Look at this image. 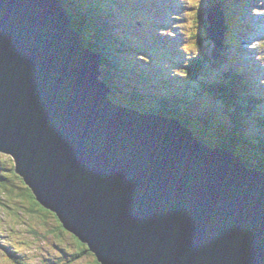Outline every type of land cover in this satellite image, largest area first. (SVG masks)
<instances>
[{
	"label": "water",
	"instance_id": "water-1",
	"mask_svg": "<svg viewBox=\"0 0 264 264\" xmlns=\"http://www.w3.org/2000/svg\"><path fill=\"white\" fill-rule=\"evenodd\" d=\"M0 154L95 264H264V171L111 102L61 0H0Z\"/></svg>",
	"mask_w": 264,
	"mask_h": 264
},
{
	"label": "trees",
	"instance_id": "trees-1",
	"mask_svg": "<svg viewBox=\"0 0 264 264\" xmlns=\"http://www.w3.org/2000/svg\"><path fill=\"white\" fill-rule=\"evenodd\" d=\"M61 2L68 11L74 28L83 36L87 48L100 56L101 71L104 74L102 79L113 87L118 86L119 95L116 98L119 102L126 104L129 98L136 100L140 106L147 107L146 103L139 101H142V95L153 93L154 98L149 99L150 109L158 117L178 120L190 127L207 145L231 150L248 168L264 171V93L252 82L247 81L239 66L232 68L227 57L219 56L220 52L218 54L214 52L212 64L215 65L216 70L213 72L216 74L212 78L206 77L207 81L187 78L188 80L175 85L170 80L171 77L178 80L183 78L163 74V77L158 79L159 84H152L149 81L151 76L145 74L144 78L139 69L142 62L139 61L140 53L137 49L143 47V42L133 37L134 30L131 29L130 23H126V30L125 26L121 28L119 15L115 9L120 4L119 0H61ZM227 15V19H230L231 12L227 11ZM206 26L204 13L193 19L190 36L192 46L200 49L198 45L205 42ZM225 47L224 44L221 49ZM200 53L190 59V69L187 73L191 77H194V74L198 75V71H203L200 69L205 68L202 60L207 61L210 57L209 53H202V50ZM248 75L255 78L253 73ZM205 90L210 92L208 93L210 99L204 93ZM162 91L164 96H160ZM160 97L165 100H159ZM205 105L210 111L206 112ZM0 193L21 198L23 203H27L22 213L41 215L40 219L45 223L49 222L53 228L52 232L58 236L67 232L55 213L39 205L22 178L14 172L13 160L3 154H0ZM16 212L19 216L20 211ZM69 236L73 238L77 251L67 254L70 255L68 261L73 262L91 254L77 238L70 233ZM63 253L66 254L65 251ZM54 262L43 264L58 263ZM96 264L99 263L96 261Z\"/></svg>",
	"mask_w": 264,
	"mask_h": 264
},
{
	"label": "rangeland",
	"instance_id": "rangeland-1",
	"mask_svg": "<svg viewBox=\"0 0 264 264\" xmlns=\"http://www.w3.org/2000/svg\"><path fill=\"white\" fill-rule=\"evenodd\" d=\"M151 2L156 5L157 10L143 11L139 14V24H137V28L135 29L136 32L133 37L143 42L142 46L144 48L142 47L140 52L142 56L139 61L142 62L145 69L149 72L148 77L151 76L150 74L153 75L149 81L152 84H159L160 80L158 79L159 77H163V74H179V77L180 75H184L182 71H178L179 69L175 67L171 68L170 65V67L164 65L183 63L186 58L193 56L195 52V50L189 49L187 53H181L177 49L178 45L175 46V42H169V40L175 39L176 34H178L180 38L184 39V43L186 44V27L183 29V26H186V24H183V19L174 22L163 20L165 16L162 15L165 13V7L173 11L166 17L168 19L183 15V18L186 16L190 18L192 16H188L186 0H151ZM182 2H185V8L182 15H180L177 6L181 5ZM193 2L198 3V0H193ZM254 5L258 7L253 9L248 8L245 13L236 11V13H239V18L241 20H245L246 16L249 15L251 27L255 23L258 29L255 35L250 36L245 33L244 36L240 37V47H243V43L246 44L245 49L252 53L253 59L264 64V0H255ZM208 7H212L211 0L208 2ZM143 16H150V22H147L148 20H143ZM179 23H181V27H178ZM176 27H178V31H176ZM180 31H182L184 35H181ZM157 41H166L169 47L174 49V57L177 63L173 59L171 63H169L168 57H162L160 55ZM208 48L209 46H207L205 50H208ZM139 61L137 62L140 63ZM204 74L207 78H212L213 73H211L209 64L206 65ZM181 81L182 80H178L177 83ZM204 93H206L208 99H210L207 90H205ZM150 94L151 93L142 95V101L139 102L144 104L145 100L152 98ZM147 107L150 108L148 105ZM204 108L206 112L209 110L206 105ZM252 160L255 161V159ZM0 198V264H16V262L8 256L7 248L15 254L16 258L21 257L26 264H43L54 261V263L57 261V264H95V257L92 254L85 255L82 259H76L73 262L68 261L67 259L70 255L67 254H72L77 251V248H75L73 244V238H71L69 234L63 233L58 236L55 232H52V225H50L49 222L45 223L41 220V215L23 214L22 211L27 207V203H23L21 198L9 196L4 193H0ZM16 211H20L19 216ZM63 251L66 252L65 255Z\"/></svg>",
	"mask_w": 264,
	"mask_h": 264
},
{
	"label": "bare ground",
	"instance_id": "bare-ground-1",
	"mask_svg": "<svg viewBox=\"0 0 264 264\" xmlns=\"http://www.w3.org/2000/svg\"><path fill=\"white\" fill-rule=\"evenodd\" d=\"M119 16H120V15H119ZM122 16H125V15L122 14ZM234 67H235V66H234ZM150 95L153 96L152 98H154V96H155V95H153V93H151ZM160 96H164V91L161 92ZM170 96H171V95H169V97H170ZM150 99H151V98H150ZM159 100H165V99H163V98L160 97ZM145 101H146L147 105L151 107V100L147 99V100H145Z\"/></svg>",
	"mask_w": 264,
	"mask_h": 264
},
{
	"label": "snow or ice",
	"instance_id": "snow-or-ice-1",
	"mask_svg": "<svg viewBox=\"0 0 264 264\" xmlns=\"http://www.w3.org/2000/svg\"><path fill=\"white\" fill-rule=\"evenodd\" d=\"M189 2L191 3V2H193V0H189Z\"/></svg>",
	"mask_w": 264,
	"mask_h": 264
}]
</instances>
